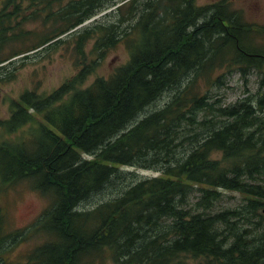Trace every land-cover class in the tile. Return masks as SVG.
<instances>
[{
    "label": "trees",
    "instance_id": "16d2710c",
    "mask_svg": "<svg viewBox=\"0 0 264 264\" xmlns=\"http://www.w3.org/2000/svg\"><path fill=\"white\" fill-rule=\"evenodd\" d=\"M231 1L0 0V89L19 63L60 47L76 69L51 93L24 91L0 119V197L26 183L47 200L27 228L11 229L0 208V264H264V26ZM119 45L127 61L96 76ZM234 71L256 72L259 88L223 107L214 89ZM171 125L185 129L181 154L150 156ZM135 164L160 172L125 188ZM115 174L114 192L83 206ZM229 192L243 203L218 210ZM55 229L73 247L50 250ZM32 238L26 261L7 255Z\"/></svg>",
    "mask_w": 264,
    "mask_h": 264
},
{
    "label": "rangeland",
    "instance_id": "374dc122",
    "mask_svg": "<svg viewBox=\"0 0 264 264\" xmlns=\"http://www.w3.org/2000/svg\"><path fill=\"white\" fill-rule=\"evenodd\" d=\"M219 0H200V4H208ZM235 8L243 11L247 21L255 24V31L264 26V0H232ZM259 40H262L260 38ZM91 50V46L88 48ZM128 59V50L125 45L117 46L111 53L104 67L97 72L96 76H108L115 68L125 63ZM74 56L68 47H60L58 52H44L34 54L27 63L18 64L13 70L16 77L6 82L0 89V119L10 117L11 102L18 99L26 90H34L39 87L40 93H51L57 89L65 80L76 73L74 68ZM10 65H7V67ZM7 68L5 72L9 71ZM94 76L92 80L95 79ZM259 78L256 72L244 77L240 72L234 71L225 78V85L214 89L216 98L220 100L223 107L234 105L236 102L245 99L250 94L258 90ZM166 99L158 101L162 106ZM154 110V106H149L145 112ZM22 134V131L19 132ZM126 169V168H123ZM142 175L154 177L157 174L141 172ZM114 192L106 190L104 194L93 195L88 198L83 206H93L98 201L110 196ZM97 195V196H96ZM197 194L193 192L191 202L196 201ZM242 195L236 192H229L218 204L217 209L236 208L243 203ZM47 206V200L37 191L32 190L28 184L22 183L10 187L0 197V208L6 212L10 220L11 229H21L31 226L37 221ZM38 238H32L19 244L16 248L8 250L7 255L14 260H21L27 253L34 248ZM194 264V263H193Z\"/></svg>",
    "mask_w": 264,
    "mask_h": 264
},
{
    "label": "bare ground",
    "instance_id": "6f19581e",
    "mask_svg": "<svg viewBox=\"0 0 264 264\" xmlns=\"http://www.w3.org/2000/svg\"><path fill=\"white\" fill-rule=\"evenodd\" d=\"M120 5H121L120 1H118L117 3L112 5L109 8V13H112V14L115 13ZM110 16L112 17V15H110ZM91 21H93V20H90L89 22H91ZM89 22H87V23H89ZM171 93H172V90L168 89L165 92V95L168 96ZM151 105L154 106L153 112L154 111H158L159 109H162V107L159 106L157 104V102H154ZM151 105H149V106H151ZM149 106H146L140 114H142ZM146 113H148V112H146ZM126 128L130 129V128H132V126L130 124H127ZM207 128L208 127H206V128L203 127L202 128L203 130L201 131V135H200V137H198L199 142L200 141H204V139L207 137V130H208ZM184 133H185V129H183L182 126L174 128L173 125H171L166 137L161 142V144H164V146H165V148H164L165 151L161 152V151L158 150V151L152 152L150 156H159L161 158H166L169 155H174V154L180 155L181 151H180L179 142L181 141L182 137L184 136L183 135ZM158 143H159V141H158ZM158 143H157V145H158ZM92 148H93V152L96 155H97L98 152H102L103 151L102 148L99 149V148H96L94 146H92ZM166 154H167V156H165ZM91 158H96L100 163H107V160H104V159H102L99 156L92 157L91 155H86V157H84V160H88V159H91ZM84 160L80 159L77 162V165L80 166L82 169L87 167V163ZM142 171H144V172L151 171L152 173H155V174L160 172L159 170H157L156 168H153L151 166H143V165H136V164L135 165H128L127 166V173L124 174V175H126V179H125V183L123 184V187L130 188L131 186L135 185L138 182L146 181L148 179H151V176L142 175L141 174ZM117 177H118V175H116V174L111 176L110 182L108 183V185H107L105 190L115 189V184L117 182ZM262 213L264 215V208H263ZM52 236H53V239L49 243L50 250H57L58 248H54L55 246H65V248L73 247L72 242H70V236H69V234L66 231L55 229L52 232ZM40 241L44 242V241H46V239H44V237H42L40 239ZM24 261H26V259L22 260V262H24ZM46 261H48V260L46 259Z\"/></svg>",
    "mask_w": 264,
    "mask_h": 264
}]
</instances>
